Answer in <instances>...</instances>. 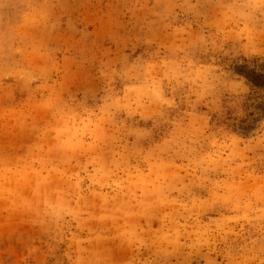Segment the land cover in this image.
Returning <instances> with one entry per match:
<instances>
[{
  "label": "rangeland",
  "instance_id": "rangeland-1",
  "mask_svg": "<svg viewBox=\"0 0 264 264\" xmlns=\"http://www.w3.org/2000/svg\"><path fill=\"white\" fill-rule=\"evenodd\" d=\"M0 264H264V0H0Z\"/></svg>",
  "mask_w": 264,
  "mask_h": 264
}]
</instances>
